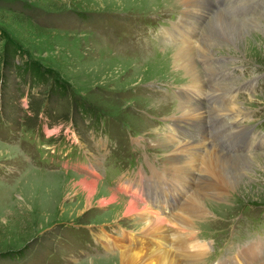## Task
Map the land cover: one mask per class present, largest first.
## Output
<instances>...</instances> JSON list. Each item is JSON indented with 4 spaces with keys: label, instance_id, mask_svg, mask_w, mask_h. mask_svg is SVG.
Here are the masks:
<instances>
[{
    "label": "rangeland",
    "instance_id": "rangeland-1",
    "mask_svg": "<svg viewBox=\"0 0 264 264\" xmlns=\"http://www.w3.org/2000/svg\"><path fill=\"white\" fill-rule=\"evenodd\" d=\"M193 5L0 0V264H119V250H105L98 236L116 240L123 233L115 237L121 233L115 230L123 229L139 235L143 191L131 185L135 195L128 194L127 183L119 184L134 180L138 170L149 176L150 168L159 173L168 166L171 147L158 140L169 125L187 144L205 133L213 148L251 162L237 194L228 189L220 201L201 197L207 207L192 218V231L207 250L181 264H221L250 242H264V0ZM217 13L248 28L240 51L207 31ZM173 24L192 30L188 57L195 77L174 66L181 43L164 32ZM181 94L190 117L182 116ZM232 105L236 111L230 112ZM77 176L95 179L120 200L134 199L139 212L123 214L116 201L101 206L99 196L86 199ZM246 250L248 264L264 262Z\"/></svg>",
    "mask_w": 264,
    "mask_h": 264
},
{
    "label": "bare ground",
    "instance_id": "bare-ground-1",
    "mask_svg": "<svg viewBox=\"0 0 264 264\" xmlns=\"http://www.w3.org/2000/svg\"><path fill=\"white\" fill-rule=\"evenodd\" d=\"M198 1L199 0H182V3L190 7L194 2ZM195 6L196 5H193L192 7ZM188 7L187 10L189 11ZM187 10L184 15L185 17L187 16ZM186 23L188 22L186 21ZM246 28L247 27H243V24L227 19L225 16L223 17V15L217 13L211 20L207 31L221 36L227 41V43L229 42V44L234 45V48H238L240 51L242 45H244V41L247 39L244 37V32H247L248 30V28ZM191 31L189 25L187 26L185 24H173L172 29L164 30L166 35L174 36L175 38L177 37L181 43L179 50L173 54L174 66H179V68L182 67L186 74L194 76L196 74L195 62H193L191 56L188 57L190 46L192 45V37L194 36ZM204 46L205 45H201L200 49L206 50ZM194 77H191V80L195 81L196 79ZM179 98L181 102L179 103V106L182 110V116H192V114L189 113L190 104L188 103V98L183 94L179 95ZM228 110L230 112L236 111L235 105L229 106ZM177 119L178 117L174 116L171 118V121L173 122ZM168 128L170 131L165 132L164 134L161 133L162 139L158 140V143L161 145L164 144L166 147H171V150L166 154V156L169 154V157L167 158L168 166H164L159 173H156L158 171L150 168L149 176L147 172L143 173L144 175L139 174L138 176V172L143 171L138 170L134 180L128 179L123 183L124 185L127 183V187L124 186L123 190L127 189L125 192L128 194H132L130 190L131 185H136L143 191V193L138 191V193L140 192L139 200L144 202V204L146 203L140 210V213L143 214L144 217L139 221L141 224L143 222L142 230L139 235L122 232L123 234L120 237H117L116 240L115 238L107 239L105 235L99 236L106 250L111 249V247L119 250L118 253L115 254L119 264H181L186 259H200V256L206 252L207 247L204 242L199 241L196 237L193 238L194 232L192 231V218L202 215L205 211L201 205L206 206L204 204V200L206 199L201 197L209 194L211 199L220 201L219 199L228 189L233 190L237 194L243 183V179L240 176L241 172L249 171L250 169L251 162H248L249 160L247 156L239 155L237 158H234L218 151V149L213 148L211 142L206 143L204 141L205 133L193 143L189 142L187 144V142L184 141L189 140L187 138L188 136L186 137L188 140L182 137L180 138L179 133L175 131L174 126L169 125ZM0 147L3 146L0 145ZM200 147H203L204 149ZM238 158L240 160H237ZM83 168L88 170V167ZM90 172L96 174L95 170H90ZM196 172H199L198 177H194ZM54 174V176L61 175ZM204 174L208 177L204 179H211L209 182L201 181V177ZM146 176L156 178L149 180L146 179ZM77 179L79 180V193H81L82 196L84 195L86 199L90 200L95 196H99L98 203L101 206L108 204L111 205V203H115L116 201L119 206L122 205L123 214L137 213L139 207L136 202L133 201L134 199L129 202L120 200L116 193L107 190L108 188H104V186L95 179H87L81 176H77ZM118 189L120 190V187ZM136 190L134 189V192ZM189 191H191L190 200L193 201L192 204L187 203ZM132 195H135V193ZM208 205L213 206L212 201L209 202ZM184 211H189V219L186 218V212ZM172 213H175L176 215L170 216ZM166 222L167 224H170L171 227L169 226L168 228L163 229ZM180 233L183 234L182 238L179 237ZM166 239H170L171 241L168 244L173 243V245L169 246ZM188 241H190L189 245L187 243ZM151 242L158 243L157 247L154 246L155 248H152L144 246V244ZM137 244H140V246L145 248H137L140 247ZM161 246H163V248L157 249ZM186 247L189 248V251H183ZM247 248H249L253 254V251L257 252L259 250L260 244L253 241L246 246V249ZM249 256L250 255H246V263H240L239 261L232 259L226 264H248V261L250 260ZM262 257L264 258L263 255ZM254 258L257 260L256 255ZM262 261H264V259ZM214 264H220V262L217 261ZM260 264H264V262H261Z\"/></svg>",
    "mask_w": 264,
    "mask_h": 264
}]
</instances>
